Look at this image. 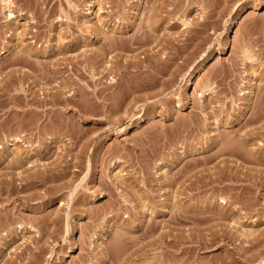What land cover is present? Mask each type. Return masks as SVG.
Instances as JSON below:
<instances>
[{
  "label": "rangeland",
  "instance_id": "1",
  "mask_svg": "<svg viewBox=\"0 0 264 264\" xmlns=\"http://www.w3.org/2000/svg\"><path fill=\"white\" fill-rule=\"evenodd\" d=\"M12 1L0 264H264V0Z\"/></svg>",
  "mask_w": 264,
  "mask_h": 264
},
{
  "label": "bare ground",
  "instance_id": "2",
  "mask_svg": "<svg viewBox=\"0 0 264 264\" xmlns=\"http://www.w3.org/2000/svg\"><path fill=\"white\" fill-rule=\"evenodd\" d=\"M2 1H3L4 8H6V10H7V12H8V13H7V17H8V19L12 21V20H14L15 18H17V15H16L15 12H14V8H12V7L14 6L13 1H12V0H2ZM91 12H92V11H91ZM209 12H210V11H209ZM209 12H208V13H209ZM21 13L23 14V12H21ZM211 14H212V13H211ZM212 16H214V14H212ZM212 16H211V18H212ZM85 17H86V16H85ZM205 17H206V16H205ZM208 17H209V16H208ZM61 19H62V18H61ZM204 20H205V18H204ZM210 20H211V19H210ZM14 21H15V20H14ZM14 21H13V22H14ZM207 21H208V20H205V21H204V24H205V25L201 24L203 21L200 23L201 25H203V27H205V29H206V25H207L206 22H207ZM89 22H90V20H89ZM212 22H213V21H212ZM212 22H211V23H212ZM105 23H106V22H105ZM184 23H185V22H184ZM186 23H187V22H186ZM186 23H185V24H186ZM209 25H210V24H209ZM207 26H208V25H207ZM188 28H189V27H188ZM114 30H115V29H114ZM103 31H104V30H103ZM103 31H102V32H103ZM200 31L203 32V31H205V30H200ZM104 32H105V31H104ZM104 32H103V33H104ZM107 32H108V31H107ZM107 32H106V34H107ZM110 32H111V30H110ZM114 32H115V31H114ZM111 33H112V32H111ZM111 35H112V34L105 35V36H107V41H109V38H110V40H111V42H112V39H113V38H112ZM109 36H111V37H109ZM105 38H106V37H105ZM111 42H110V43H111ZM200 43H201V42H200ZM12 46H14V45H12ZM12 46H9V49H8V50H12V49H11ZM201 48H202V47H201ZM13 50H14V49H13ZM13 50H12V51H13ZM246 51H247V50H246ZM246 51H244V52H246ZM250 53H251V52H250ZM247 54H248V53H247ZM246 56H247V57H246ZM252 57H253V56H251L250 54H248V55L245 54V58H248L249 61L252 60ZM253 58H254V57H253ZM248 60H247V61H248ZM254 60H256V59H254ZM249 61H248V62H249ZM251 62L253 63V61H250L249 64H251ZM233 63H235V61H234ZM238 63H240V62H238ZM238 63L236 62V65H237ZM244 63H246V61H245ZM0 65H1V64H0ZM234 65H235V64H234ZM234 65H232V66L234 67ZM253 65H254V64H253ZM166 66H167V65H166ZM169 66H170V65H169ZM163 68H166V67L164 66ZM231 68H232V67H231ZM166 69H167V68H166ZM166 69H165V71H166ZM162 72H163V73H162ZM162 72H161V74H165L167 71H166L165 73H164V71H162ZM159 73H160V72H159ZM258 78H259V77H258ZM262 79H263V78H262ZM202 82H203V81H202ZM206 82H207V81H206ZM153 85H154V84H153ZM153 85H151V86H153ZM144 86H145V85H144ZM148 86H149V85H148ZM203 86H204V87H203V89L201 90L200 96L210 95V93H212V90L215 88L214 85H212V83H208V82H207L206 84H203ZM146 88H147V87H146ZM138 89H139V88H138ZM214 90H215V89H214ZM244 93H245V92H244ZM246 93H247V95H246V99H248V96L250 95V92H249V91H246ZM136 98H137V97H136ZM202 98H203V97H202ZM202 98H200V99H202ZM246 99H245V100H246ZM118 100H119V98H118ZM133 100H135V99H133ZM119 101H121V100H119ZM262 101H263V100H262ZM117 102H118V101H117ZM121 102H122V101H121ZM201 103H202V102H201ZM204 103H205V102H204ZM208 103H209V102H208ZM119 104H120V103H117L116 106H118ZM203 107H204V106H203ZM200 109H203V108L201 107ZM174 111H175V110H174ZM176 112H177V111H176ZM195 114H197V113H195ZM242 114H243V113H242ZM176 115H177V114H176ZM200 115H201V113H200ZM243 115H244V114H243ZM174 116H175V115H174ZM193 116H194V115H193ZM193 116H192V118H193ZM195 116H196V115H195ZM195 116H194V118H196ZM198 116H199V115H198ZM241 116H242V115H241ZM175 117H177V116H175ZM175 120H176V119H175ZM190 120H191V119H190ZM198 120H199V118H198ZM193 121H195V123H196L197 120L194 119ZM191 122H192V120H191ZM191 122H189L188 125H190ZM195 123H194V124H195ZM196 124L198 125V123H196ZM192 125H193V124H192ZM197 125H195V126H197ZM190 126H191V125H190ZM191 127H192V126H191ZM186 128H187V127H186ZM192 128H193V127H192ZM198 128H199V127H198ZM263 132H264V131H263ZM261 133H262V131H261ZM219 135H220V134H219ZM18 136H19V135H18ZM215 137H216V135H215ZM219 137H220V136H219ZM17 138H18V137H17ZM19 138H20V137H19ZM213 138H214V137H213ZM214 139H215V138H214ZM216 139H217V138H216ZM232 139H233V140H232ZM240 139H241V138H240ZM242 139H243V138H242ZM230 140L233 141V142L229 141V143L231 142V143L233 144V143H234V140H235V142H236V139H234V138H230ZM246 140H248V139H246ZM17 141H18V140H17ZM227 141H228V140L225 141L226 144L228 143ZM216 142H217V141H216ZM13 143H14V142H13ZM229 143H228V146L230 145ZM214 144H215V142H214V143L212 142V145H214ZM245 144L247 145V143H245ZM194 145H195V144H194ZM194 145H192V146H194ZM210 145H211V144H210ZM234 145H235V144H234ZM234 145H233V146H234ZM223 146H224V145H223ZM223 146H222V148H220V150H221V149L223 150V149L228 148L227 146H225V147L223 148ZM208 147L210 148V146H208ZM208 147H207V148H208ZM229 147H231V145H230ZM193 148H194V147H193ZM193 148H192V151H193L192 153H194V150H195V149L193 150ZM254 148H255V147H254ZM185 149L188 150L187 148H185ZM197 149H198V146H197ZM199 149H200V148H199ZM232 149H233V148H232ZM41 152H42V151H41ZM182 152H183V150H182ZM187 152H188V151H187ZM253 152H254V151H253ZM44 153H45V152H44ZM177 153H178V152H177ZM180 153H181V151H180ZM180 153H179V155H180ZM183 153L185 154V151H184ZM227 153H231V151H229V152L227 151ZM232 153H234V152H232ZM232 153H231V154H232ZM179 155H177V156H179ZM186 155H187V154H186ZM186 155H185V156H186ZM254 155H255V154H254ZM259 156H260V155H259ZM180 157H182V156H180ZM183 157H184V156H183ZM175 158H176V157H175ZM180 159H181V158H180ZM88 163H89V164H88V165H89L88 168H90V167H91V162H88ZM232 168H233V167H232ZM89 171H90V170H89ZM119 172H120V171L118 170V171H117V174H119ZM230 173H231V171H230ZM230 173H229V174H230ZM233 173H234V172H233ZM236 174H237V173H236ZM227 175H228V174H227ZM231 176H232V175H231ZM234 177H235V176H234ZM236 177H237V176H236ZM229 178H230V177H229ZM231 178H232V177H231ZM233 179H235V178H233ZM230 180H231V179H230ZM233 181H234V180H233ZM262 184H263V183H262ZM262 186H264V185H262ZM231 210H232V209H231ZM221 212H223V211H221ZM236 212H237V211H236ZM231 214H232V213H231ZM234 214H235V213H234ZM234 214H233V215H234ZM237 214H238V212H237ZM239 214H240V213H239ZM246 214H247V213H246ZM221 215H222V214H221ZM233 215H232V216H233ZM242 216H243V215H242ZM242 216H241V214H240V216H238V217H242ZM240 219H241V218H240ZM232 220H233V219H231V221H232ZM238 220H239V219H238ZM231 221H230V222H231ZM231 230H232V228H231ZM236 230H237V229H236ZM254 230H255V229H254ZM247 232H249L248 229H247ZM247 232H246V233H247ZM250 232H252V231H250ZM262 232H263V231H262ZM262 232H261V233H262ZM244 234H245V233H244ZM249 235H250V234H249ZM104 237H105V236H104ZM257 237H258V236H257ZM103 239H104V238H103ZM209 240H210L211 243H213V242H212V241H213V238H212V240H211V238H210ZM102 241H104V240H102ZM214 241H215V239H214ZM200 242H201V241H200ZM206 242H207V241H206ZM206 242H205V244H206ZM202 244H204V243H202ZM205 244H204L203 246H205ZM208 244H209V243H208ZM206 246H209V245L206 244ZM98 247H99V246H98ZM105 252H106V250H105ZM103 253H104V252H103ZM105 256H106V255H105ZM103 257H104V256H103ZM107 257H108V256H107ZM151 257H152V256H151ZM159 260H160V259H159ZM103 261H104V259H103ZM153 261H154V260H153ZM154 262L156 263V261H154ZM101 263H102V261H101ZM103 263H104V262H103ZM151 264H152V263H151Z\"/></svg>",
  "mask_w": 264,
  "mask_h": 264
}]
</instances>
